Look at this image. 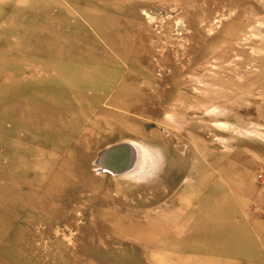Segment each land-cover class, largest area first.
<instances>
[{"label":"rangeland","instance_id":"obj_1","mask_svg":"<svg viewBox=\"0 0 264 264\" xmlns=\"http://www.w3.org/2000/svg\"><path fill=\"white\" fill-rule=\"evenodd\" d=\"M0 264H264V0H0Z\"/></svg>","mask_w":264,"mask_h":264},{"label":"water","instance_id":"obj_2","mask_svg":"<svg viewBox=\"0 0 264 264\" xmlns=\"http://www.w3.org/2000/svg\"><path fill=\"white\" fill-rule=\"evenodd\" d=\"M127 151L126 155L122 154ZM132 146L129 143H119L107 147L98 153L96 163L98 165H106V168L113 172H122L131 166Z\"/></svg>","mask_w":264,"mask_h":264},{"label":"bare ground","instance_id":"obj_3","mask_svg":"<svg viewBox=\"0 0 264 264\" xmlns=\"http://www.w3.org/2000/svg\"><path fill=\"white\" fill-rule=\"evenodd\" d=\"M128 152L127 151H123L122 154L126 155ZM132 154H133V150H132ZM136 157V156H135ZM132 160H133V155H132ZM131 164H132V161H131ZM102 166V165H101ZM103 166H106L105 164Z\"/></svg>","mask_w":264,"mask_h":264}]
</instances>
